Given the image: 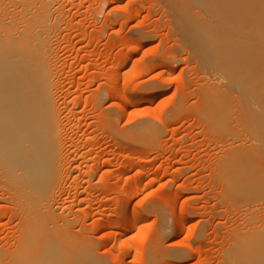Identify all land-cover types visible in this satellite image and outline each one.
<instances>
[{"label":"rangeland","instance_id":"374dc122","mask_svg":"<svg viewBox=\"0 0 264 264\" xmlns=\"http://www.w3.org/2000/svg\"><path fill=\"white\" fill-rule=\"evenodd\" d=\"M201 1H193L187 12H204ZM54 2L61 13L51 32L53 91L65 152L71 168L80 169L56 181L52 192L63 198L59 204L65 210L84 216L94 251L111 264L260 260L256 242L252 250L241 245L264 231V151L255 147L252 160L236 170L227 167L231 147H247L252 140L233 120L222 133L206 127L198 95L213 77L199 76L192 43L171 28L168 0ZM99 91L105 93L100 103ZM110 115L116 116L118 130L145 124L157 133L124 140L104 128ZM93 172L88 185L85 179ZM3 188L0 184V254L14 244L19 230ZM118 209L128 213V229L120 238L115 235ZM137 215L145 220L132 224L130 217ZM161 230L167 231L160 238L163 245L186 254L155 258L153 243Z\"/></svg>","mask_w":264,"mask_h":264},{"label":"bare ground","instance_id":"6f19581e","mask_svg":"<svg viewBox=\"0 0 264 264\" xmlns=\"http://www.w3.org/2000/svg\"><path fill=\"white\" fill-rule=\"evenodd\" d=\"M193 1L168 0L171 28L192 43L199 76L213 77L198 95L206 127L222 133L220 129L233 120L252 140L247 147L233 145L228 151L225 163L236 170L252 160L253 148L264 151V0H203L204 12L188 13ZM60 13L54 0H0V184L3 198L12 203L11 218L19 226L14 244L0 254V264H111L94 251L84 216L77 218L65 210L59 204L63 198L52 192L56 181L62 183L80 169L71 168L70 154L65 152L61 107L53 91L51 32ZM166 58L176 62L170 55ZM104 94L99 91L96 102ZM122 99L127 97L122 94ZM103 126L124 140L157 133L145 124L118 130L114 115L107 116ZM94 175L85 179L88 185ZM150 209L158 211L157 206ZM117 214L115 235L120 238L128 229V213L118 209ZM139 219L145 220L137 215L130 222L137 224ZM79 220L82 224L75 229ZM164 234L167 231L161 230L153 243L155 258L186 254L163 245ZM261 237L264 231L242 242L245 251L252 250V242L261 249L260 260L246 264H264Z\"/></svg>","mask_w":264,"mask_h":264}]
</instances>
